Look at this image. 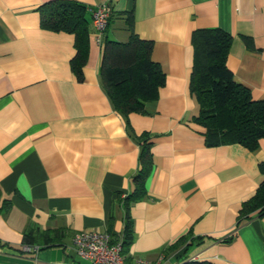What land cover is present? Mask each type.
I'll return each mask as SVG.
<instances>
[{"label":"crops","instance_id":"1","mask_svg":"<svg viewBox=\"0 0 264 264\" xmlns=\"http://www.w3.org/2000/svg\"><path fill=\"white\" fill-rule=\"evenodd\" d=\"M50 1L0 0V264H92L72 245L83 231L121 242L145 141L153 167L145 195L129 203L126 260L164 254L167 264H264V215L252 212L237 225L264 180V139L255 151L209 146L193 120L199 105L191 91L193 33L219 28L232 37L227 66L235 80L264 100V0H72L90 9L107 3L112 12L100 40L87 13L82 80L72 67L75 35L41 26L39 8ZM132 32L153 42L165 82L145 112L125 115L100 70L105 42H127ZM31 230L65 237L25 251Z\"/></svg>","mask_w":264,"mask_h":264},{"label":"trees","instance_id":"2","mask_svg":"<svg viewBox=\"0 0 264 264\" xmlns=\"http://www.w3.org/2000/svg\"><path fill=\"white\" fill-rule=\"evenodd\" d=\"M90 10L88 6L72 0H52L39 8L44 29L75 35L77 52L72 59V67L80 80L88 60L91 19L87 13L92 15ZM192 41L195 56L191 91L199 105L193 120L205 128L207 144L221 146L237 143L251 151L257 150L264 139V100H255L251 90L239 84L228 68L231 35L219 28L199 29L193 33ZM247 43L250 44L249 40ZM152 51L153 42L142 39L134 32L127 42L107 40L104 44L100 70L102 84L115 108L125 115L145 112V104L156 100L159 87L164 85L165 74L153 61ZM140 163L141 169L133 179V191L125 199L127 220L125 236L121 241L123 254L134 238L129 203L145 195V182L153 167L151 143L148 141L143 144ZM259 168L264 175V161ZM252 212L264 215V180L256 194L243 203L237 225L248 221ZM64 237L60 230L53 233L31 230L24 234V244L48 247L61 244ZM228 238L223 241H229ZM182 264L210 263L187 261Z\"/></svg>","mask_w":264,"mask_h":264},{"label":"built area","instance_id":"3","mask_svg":"<svg viewBox=\"0 0 264 264\" xmlns=\"http://www.w3.org/2000/svg\"><path fill=\"white\" fill-rule=\"evenodd\" d=\"M98 31L99 40L106 31L110 18L109 4H99L90 10ZM72 245L77 254L92 264H167L163 254L157 259H137L133 262L126 260L121 242H114L112 235L107 231H83L74 235ZM25 251H37L39 246L25 245Z\"/></svg>","mask_w":264,"mask_h":264}]
</instances>
